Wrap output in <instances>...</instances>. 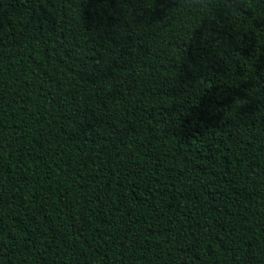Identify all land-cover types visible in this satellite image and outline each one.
<instances>
[{
  "label": "trees",
  "instance_id": "16d2710c",
  "mask_svg": "<svg viewBox=\"0 0 264 264\" xmlns=\"http://www.w3.org/2000/svg\"><path fill=\"white\" fill-rule=\"evenodd\" d=\"M0 264H264V0H0Z\"/></svg>",
  "mask_w": 264,
  "mask_h": 264
}]
</instances>
